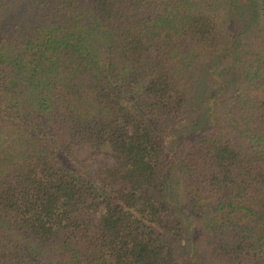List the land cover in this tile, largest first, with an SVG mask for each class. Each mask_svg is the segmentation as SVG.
I'll list each match as a JSON object with an SVG mask.
<instances>
[{
  "label": "trees",
  "instance_id": "1",
  "mask_svg": "<svg viewBox=\"0 0 264 264\" xmlns=\"http://www.w3.org/2000/svg\"><path fill=\"white\" fill-rule=\"evenodd\" d=\"M254 203L264 0H0V264H264Z\"/></svg>",
  "mask_w": 264,
  "mask_h": 264
},
{
  "label": "rangeland",
  "instance_id": "2",
  "mask_svg": "<svg viewBox=\"0 0 264 264\" xmlns=\"http://www.w3.org/2000/svg\"><path fill=\"white\" fill-rule=\"evenodd\" d=\"M195 106H196V103H193V109H194ZM249 206L254 208L255 210L259 211L260 212V216L264 217V205H259V204H255L254 203L253 205L249 204ZM188 244H189V242H188L187 239L183 240L179 244V246H182L179 249L180 253H181V255L179 254V256L181 258L180 260H183V259L187 260L185 256H187L188 253L190 252V247H188ZM192 245H193V242H192Z\"/></svg>",
  "mask_w": 264,
  "mask_h": 264
}]
</instances>
